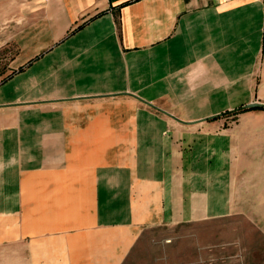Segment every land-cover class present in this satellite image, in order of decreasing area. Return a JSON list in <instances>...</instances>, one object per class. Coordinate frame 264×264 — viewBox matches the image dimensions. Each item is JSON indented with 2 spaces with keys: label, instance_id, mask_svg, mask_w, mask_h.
Segmentation results:
<instances>
[{
  "label": "crops",
  "instance_id": "obj_1",
  "mask_svg": "<svg viewBox=\"0 0 264 264\" xmlns=\"http://www.w3.org/2000/svg\"><path fill=\"white\" fill-rule=\"evenodd\" d=\"M1 54L0 264L264 236V0H0Z\"/></svg>",
  "mask_w": 264,
  "mask_h": 264
},
{
  "label": "rangeland",
  "instance_id": "obj_2",
  "mask_svg": "<svg viewBox=\"0 0 264 264\" xmlns=\"http://www.w3.org/2000/svg\"><path fill=\"white\" fill-rule=\"evenodd\" d=\"M11 56L1 54L0 60L2 63L7 62ZM232 119L233 117L230 118ZM204 225L191 224L185 228H177L175 232L176 241L191 242L190 256L183 253V247H177L174 256L140 257L132 264H264V236L261 233H254L256 239H248V233L244 232L245 240L240 244L234 241V236L238 233L233 231V228L237 229L244 225L246 229V222H233L229 218L219 223V231H216L215 221ZM163 236H168L167 232L161 231L155 234L154 238Z\"/></svg>",
  "mask_w": 264,
  "mask_h": 264
},
{
  "label": "water",
  "instance_id": "obj_3",
  "mask_svg": "<svg viewBox=\"0 0 264 264\" xmlns=\"http://www.w3.org/2000/svg\"><path fill=\"white\" fill-rule=\"evenodd\" d=\"M262 106H264L263 103L255 102V103H251V104L247 105L246 107L247 108H255V107H262Z\"/></svg>",
  "mask_w": 264,
  "mask_h": 264
},
{
  "label": "trees",
  "instance_id": "obj_4",
  "mask_svg": "<svg viewBox=\"0 0 264 264\" xmlns=\"http://www.w3.org/2000/svg\"><path fill=\"white\" fill-rule=\"evenodd\" d=\"M237 111H239V110H237Z\"/></svg>",
  "mask_w": 264,
  "mask_h": 264
}]
</instances>
